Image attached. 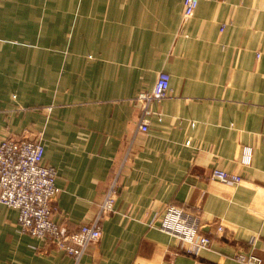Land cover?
I'll return each mask as SVG.
<instances>
[{"label":"crops","instance_id":"obj_1","mask_svg":"<svg viewBox=\"0 0 264 264\" xmlns=\"http://www.w3.org/2000/svg\"><path fill=\"white\" fill-rule=\"evenodd\" d=\"M184 3L0 0V138L41 133L64 231L96 216L119 174L78 262L0 203V264H244L238 251L264 264V0H199L188 17ZM161 70L170 91L142 132L136 97ZM170 203L198 215L208 249L160 228Z\"/></svg>","mask_w":264,"mask_h":264},{"label":"built area","instance_id":"obj_2","mask_svg":"<svg viewBox=\"0 0 264 264\" xmlns=\"http://www.w3.org/2000/svg\"><path fill=\"white\" fill-rule=\"evenodd\" d=\"M199 0H185L184 15L191 16ZM170 74L161 70L154 86L141 91L136 97L142 103L138 130L147 132L150 128L152 104L168 96ZM45 145L42 135L5 136L0 138V203L19 209V226L22 232L50 241L63 251L73 255L77 262L92 243L102 236V219L115 210L119 194V174L110 182L96 216L82 224L76 231L66 232L53 214L54 201L58 194L56 178L58 170L44 163ZM252 151L247 148L244 162L251 161ZM211 176L224 182H240L241 176L215 167ZM160 228L188 242L187 252L198 255L208 249L212 238L201 231L198 215L183 207L170 203ZM224 230L223 225L218 226ZM236 257L244 264H263V257L254 252L238 251Z\"/></svg>","mask_w":264,"mask_h":264}]
</instances>
